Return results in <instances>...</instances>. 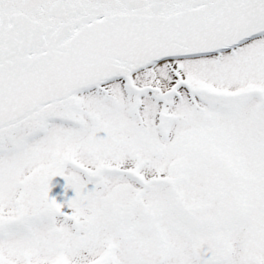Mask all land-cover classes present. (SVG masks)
<instances>
[{
	"label": "snow or ice",
	"instance_id": "obj_1",
	"mask_svg": "<svg viewBox=\"0 0 264 264\" xmlns=\"http://www.w3.org/2000/svg\"><path fill=\"white\" fill-rule=\"evenodd\" d=\"M0 264H264V0H0Z\"/></svg>",
	"mask_w": 264,
	"mask_h": 264
}]
</instances>
